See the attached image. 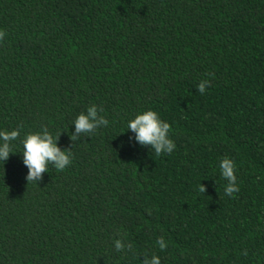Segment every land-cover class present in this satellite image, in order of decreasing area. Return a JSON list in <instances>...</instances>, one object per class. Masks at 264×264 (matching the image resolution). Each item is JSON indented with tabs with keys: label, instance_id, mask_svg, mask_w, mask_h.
Wrapping results in <instances>:
<instances>
[{
	"label": "trees",
	"instance_id": "trees-1",
	"mask_svg": "<svg viewBox=\"0 0 264 264\" xmlns=\"http://www.w3.org/2000/svg\"><path fill=\"white\" fill-rule=\"evenodd\" d=\"M0 31V264H264V0H0ZM92 105L108 124L72 141ZM148 110L171 153L128 129ZM45 128L71 164L28 183Z\"/></svg>",
	"mask_w": 264,
	"mask_h": 264
},
{
	"label": "clouds",
	"instance_id": "clouds-1",
	"mask_svg": "<svg viewBox=\"0 0 264 264\" xmlns=\"http://www.w3.org/2000/svg\"><path fill=\"white\" fill-rule=\"evenodd\" d=\"M5 36V33L0 31V39ZM209 81H202L198 85V91L203 94L205 87ZM98 116V109L96 105H92L87 109L86 114L80 113L73 121L75 125V134L71 135V140L75 141L82 133L90 134L102 126H106L108 121L103 117ZM128 129L134 132L135 141L140 145H150L151 150H154L157 156L163 153H171L175 148L174 142L168 137L170 125L162 121L155 111L148 110L142 114H137L136 117L128 122ZM20 136V129L3 130L0 131V160L4 162L8 160L12 148L10 142L15 141ZM58 137H53L47 128L43 132L28 133L21 141L23 144V164L28 168L26 180L28 183L36 182L42 178V173L48 171V165L52 164L56 169L63 170L66 166L71 164V149L61 150L56 143ZM130 139H132L130 137ZM234 162L225 157L220 163L221 175L227 180L225 186V194L232 196L233 193L239 191V186L236 184V176L234 174ZM199 191L205 193L206 189L203 184L200 185ZM161 251L167 247L163 237H159L156 241ZM114 246L117 252L127 247L131 250L132 245L125 246L124 242L120 239L114 241ZM247 254V253H245ZM145 259L142 264H161L159 256L153 254L148 259L145 254Z\"/></svg>",
	"mask_w": 264,
	"mask_h": 264
}]
</instances>
